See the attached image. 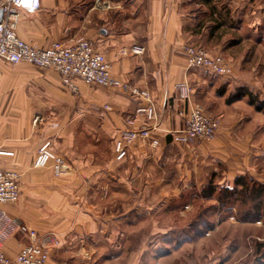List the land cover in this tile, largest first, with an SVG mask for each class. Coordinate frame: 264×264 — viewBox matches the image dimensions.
I'll use <instances>...</instances> for the list:
<instances>
[{
	"label": "crops",
	"instance_id": "1",
	"mask_svg": "<svg viewBox=\"0 0 264 264\" xmlns=\"http://www.w3.org/2000/svg\"><path fill=\"white\" fill-rule=\"evenodd\" d=\"M237 22L251 31L263 29L264 0H42L38 12L21 11L16 32L23 41L47 48L56 41L87 39L106 56L113 77L150 92L156 105L152 137L159 144L136 141L128 157L117 161L121 132L147 124L145 116L127 123L147 105L143 99L80 79L72 92L54 70L0 60V164L20 175L21 191L17 203L0 207L7 215L0 219L3 251L15 257L32 242L28 231L34 230L48 247L51 264H98L110 225L118 227L109 222L101 197L139 190L141 175L125 174L126 166H139L157 149L195 143H176L170 135L185 126L193 87L225 80L189 69L183 47L202 46L236 64L227 53L238 44L226 37ZM217 23L223 27L216 30ZM135 46L144 53H133ZM197 72L215 78L207 81ZM179 85L190 89L188 100L181 99ZM45 142L67 159L71 175L55 177L51 167H34Z\"/></svg>",
	"mask_w": 264,
	"mask_h": 264
},
{
	"label": "rangeland",
	"instance_id": "2",
	"mask_svg": "<svg viewBox=\"0 0 264 264\" xmlns=\"http://www.w3.org/2000/svg\"><path fill=\"white\" fill-rule=\"evenodd\" d=\"M239 24L226 37L238 44L227 53L236 64L224 54L229 79L193 87L194 106L220 120L215 139L163 147L139 166H126L125 174L141 175L139 190L101 197L118 227L110 225L98 264H264V219L246 218L250 202H218L239 176L264 184V112L249 97L233 101L246 89L264 103V27L256 32Z\"/></svg>",
	"mask_w": 264,
	"mask_h": 264
},
{
	"label": "built area",
	"instance_id": "3",
	"mask_svg": "<svg viewBox=\"0 0 264 264\" xmlns=\"http://www.w3.org/2000/svg\"><path fill=\"white\" fill-rule=\"evenodd\" d=\"M41 4L42 0H0V9L4 13L0 21V60L15 65L26 63L54 70L60 74L64 86L72 92L78 91L75 81L80 79L89 86L117 89L131 97L143 99L147 105L138 107L134 118H130L127 123L133 125L137 117L145 116L147 124L139 129L121 132L120 139L115 142L116 160H125L128 157V147L136 141L157 147L159 139L152 137L154 127L151 123L156 120V105L151 93L113 77L106 56L89 40L79 38L68 42L56 41L47 48H41L19 38L16 28L21 11L38 12ZM132 51L135 54H143L144 48L135 46ZM183 53L189 69H204L222 78H229L232 74L231 65L221 55L214 56L202 47L191 45H185ZM178 91L181 99H189L190 89L186 85H179ZM105 109L111 108L106 106ZM219 128V119L208 116L202 108L193 106L184 128L172 134L173 140L180 144H187L191 140L210 142L215 139ZM34 167L36 169L51 167L55 177H67L72 174V167L67 159L55 153L50 142H45L39 148ZM20 196V175L4 170L0 164V207L17 203ZM0 219H7L1 208ZM28 233L32 242L20 248L15 257L8 256L0 245V264H51L48 247L38 240L34 230H29Z\"/></svg>",
	"mask_w": 264,
	"mask_h": 264
},
{
	"label": "trees",
	"instance_id": "4",
	"mask_svg": "<svg viewBox=\"0 0 264 264\" xmlns=\"http://www.w3.org/2000/svg\"><path fill=\"white\" fill-rule=\"evenodd\" d=\"M221 27H223V24L217 23V27L215 29L218 30ZM244 97L250 98L251 103L256 106L257 111L264 112V103L257 102L255 97H253L246 89H240L238 94L233 98V101ZM170 136L173 140V135ZM214 193L215 189L213 188L206 193V196L212 197ZM221 193L222 194L218 197V202L221 205L236 206L238 202H241L244 206L248 205L250 202L251 207L246 212V218L255 217L257 219H264V184L257 183L246 176H239L236 178L233 188L224 189Z\"/></svg>",
	"mask_w": 264,
	"mask_h": 264
},
{
	"label": "water",
	"instance_id": "5",
	"mask_svg": "<svg viewBox=\"0 0 264 264\" xmlns=\"http://www.w3.org/2000/svg\"><path fill=\"white\" fill-rule=\"evenodd\" d=\"M3 17H4L3 10L0 9V21L3 19Z\"/></svg>",
	"mask_w": 264,
	"mask_h": 264
}]
</instances>
